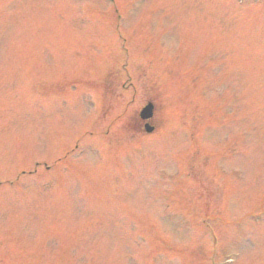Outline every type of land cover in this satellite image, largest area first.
I'll return each instance as SVG.
<instances>
[{"label":"rangeland","instance_id":"obj_1","mask_svg":"<svg viewBox=\"0 0 264 264\" xmlns=\"http://www.w3.org/2000/svg\"><path fill=\"white\" fill-rule=\"evenodd\" d=\"M0 264H264V0H0Z\"/></svg>","mask_w":264,"mask_h":264},{"label":"water","instance_id":"obj_2","mask_svg":"<svg viewBox=\"0 0 264 264\" xmlns=\"http://www.w3.org/2000/svg\"><path fill=\"white\" fill-rule=\"evenodd\" d=\"M153 114V105L149 104L147 105L143 111H142V117L143 118H149L151 117ZM146 129L151 132L154 128L152 126H150L149 124L146 125Z\"/></svg>","mask_w":264,"mask_h":264}]
</instances>
